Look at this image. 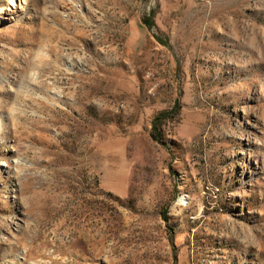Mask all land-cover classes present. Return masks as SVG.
Returning a JSON list of instances; mask_svg holds the SVG:
<instances>
[{"label": "rangeland", "instance_id": "obj_1", "mask_svg": "<svg viewBox=\"0 0 264 264\" xmlns=\"http://www.w3.org/2000/svg\"><path fill=\"white\" fill-rule=\"evenodd\" d=\"M13 2L0 264H264V0Z\"/></svg>", "mask_w": 264, "mask_h": 264}, {"label": "trees", "instance_id": "obj_2", "mask_svg": "<svg viewBox=\"0 0 264 264\" xmlns=\"http://www.w3.org/2000/svg\"><path fill=\"white\" fill-rule=\"evenodd\" d=\"M142 23H143V25H145L147 28H150V27L153 25V22H152L150 16L143 18V19H142ZM168 115H169V114H168L167 112H161V113L155 118V120L153 121V128H154L155 131H156V128H157L158 122H160V121L163 120V119L168 118ZM154 134H155V132L153 131V138H154L155 140H159V139H161V136H160V135H159V136H154ZM162 215H163L164 219L166 220V219H167L166 214H162Z\"/></svg>", "mask_w": 264, "mask_h": 264}, {"label": "bare ground", "instance_id": "obj_3", "mask_svg": "<svg viewBox=\"0 0 264 264\" xmlns=\"http://www.w3.org/2000/svg\"><path fill=\"white\" fill-rule=\"evenodd\" d=\"M9 6H11V7L13 8V6H14V2H13V0H10ZM4 10H9V9H5V7H4ZM1 12H2V11H1Z\"/></svg>", "mask_w": 264, "mask_h": 264}]
</instances>
